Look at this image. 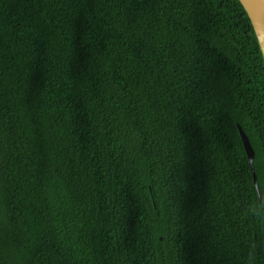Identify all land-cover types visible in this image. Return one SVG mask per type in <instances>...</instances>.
Returning <instances> with one entry per match:
<instances>
[{"label":"trees","instance_id":"16d2710c","mask_svg":"<svg viewBox=\"0 0 264 264\" xmlns=\"http://www.w3.org/2000/svg\"><path fill=\"white\" fill-rule=\"evenodd\" d=\"M264 66L237 0H0V264H264Z\"/></svg>","mask_w":264,"mask_h":264},{"label":"water","instance_id":"95a60500","mask_svg":"<svg viewBox=\"0 0 264 264\" xmlns=\"http://www.w3.org/2000/svg\"><path fill=\"white\" fill-rule=\"evenodd\" d=\"M237 1L242 6L243 10L245 11L250 21L264 66V0H237ZM237 132L240 137L249 164L250 172L252 175V182L257 195V199L259 200V192L256 184V178L252 168L253 151L247 140V137L245 136V134L243 133V131L239 126H237Z\"/></svg>","mask_w":264,"mask_h":264},{"label":"clouds","instance_id":"9594fccd","mask_svg":"<svg viewBox=\"0 0 264 264\" xmlns=\"http://www.w3.org/2000/svg\"><path fill=\"white\" fill-rule=\"evenodd\" d=\"M262 191H264V189H262ZM245 214L249 215L253 219L258 220L262 224H264V204H261L258 199L257 201H254L253 203H250L248 205V207L245 209ZM257 255H258L257 244L253 242L250 244V249L248 252L249 264H252V262L255 260Z\"/></svg>","mask_w":264,"mask_h":264}]
</instances>
